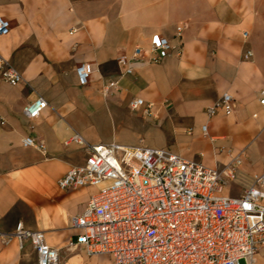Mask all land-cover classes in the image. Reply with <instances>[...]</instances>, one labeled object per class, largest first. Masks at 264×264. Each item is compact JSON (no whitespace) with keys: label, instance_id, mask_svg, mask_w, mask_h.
Wrapping results in <instances>:
<instances>
[{"label":"crops","instance_id":"crops-1","mask_svg":"<svg viewBox=\"0 0 264 264\" xmlns=\"http://www.w3.org/2000/svg\"><path fill=\"white\" fill-rule=\"evenodd\" d=\"M0 14L11 20L0 52L24 76L12 83L0 75V231L12 235L0 234V264L37 261L31 240L22 247L13 234L20 220L45 231L60 248V264H91L99 255L83 247L62 255L76 232L73 215L98 189L58 184L88 154L86 145L66 142L74 132L91 143L168 147L210 166L239 154L226 188L234 195L264 170V0H0ZM155 33L180 40L182 53L127 72L119 58L150 47ZM81 62L93 66L86 84L76 71ZM225 92L234 97L232 112L210 116L207 106ZM39 95L48 105L30 119L24 106ZM136 96L145 99L138 109ZM196 133L210 139V150L193 152ZM27 135L43 139L46 151L25 144ZM254 264H264V246Z\"/></svg>","mask_w":264,"mask_h":264},{"label":"built area","instance_id":"built-area-1","mask_svg":"<svg viewBox=\"0 0 264 264\" xmlns=\"http://www.w3.org/2000/svg\"><path fill=\"white\" fill-rule=\"evenodd\" d=\"M10 27L11 20L0 14V35ZM182 29L183 25H178L179 39ZM180 40L174 43L155 33L150 47L137 46L132 55H122L119 60L126 64L127 72H133L137 62L181 54ZM252 55L250 48L244 53L245 57ZM76 71L80 83L86 84L92 63L81 62ZM0 75L12 83L24 78L1 52ZM260 101L264 103V96ZM144 104L142 96L131 102L134 109ZM47 105L48 100L39 95L24 106V113L36 118ZM152 105L147 102L145 112H153ZM233 106V95L225 92L207 106V112L210 116L231 113ZM203 129L207 132V123ZM71 141L86 145L88 154L83 163L72 165L58 179L59 186L97 185L98 189L72 217L76 232L70 237V248L83 247L88 254L107 253L113 264H241L242 258L254 264V255L264 246V170L254 175L242 194L234 195L226 188L242 161L239 154L218 167L168 147L91 143L80 132L66 139ZM24 143L46 151L39 137L27 135ZM13 234L22 247L31 240L38 255L35 264H60V248L48 242L44 230L28 228L20 220Z\"/></svg>","mask_w":264,"mask_h":264},{"label":"rangeland","instance_id":"rangeland-1","mask_svg":"<svg viewBox=\"0 0 264 264\" xmlns=\"http://www.w3.org/2000/svg\"><path fill=\"white\" fill-rule=\"evenodd\" d=\"M144 144V143H143ZM212 147L211 141L209 138L203 136L202 133H196L194 137V141L192 144V150L194 153H200L201 150H210L209 148ZM203 159H206V155L202 156ZM80 249L78 248H70L69 245L66 246V249H64L63 254H67L70 252H78ZM91 257V256H90ZM88 257V258H90ZM92 263L91 264H106V257L102 254L99 255H94L92 258ZM241 264H247L246 258H242L240 260Z\"/></svg>","mask_w":264,"mask_h":264}]
</instances>
